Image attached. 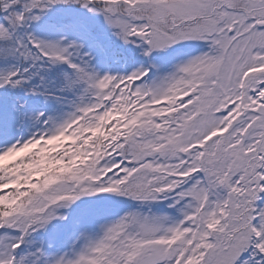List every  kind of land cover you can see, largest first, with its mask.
<instances>
[{
	"label": "snow or ice",
	"instance_id": "1",
	"mask_svg": "<svg viewBox=\"0 0 264 264\" xmlns=\"http://www.w3.org/2000/svg\"><path fill=\"white\" fill-rule=\"evenodd\" d=\"M0 264H264V0H0Z\"/></svg>",
	"mask_w": 264,
	"mask_h": 264
}]
</instances>
